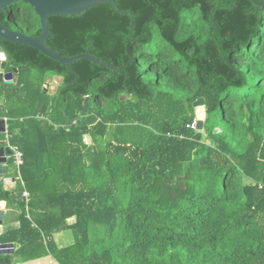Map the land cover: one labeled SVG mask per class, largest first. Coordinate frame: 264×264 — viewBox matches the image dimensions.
<instances>
[{"label":"trees","instance_id":"1","mask_svg":"<svg viewBox=\"0 0 264 264\" xmlns=\"http://www.w3.org/2000/svg\"><path fill=\"white\" fill-rule=\"evenodd\" d=\"M114 1L49 16L45 41L114 69L0 37L18 69L0 118L23 156L19 173L5 164L15 186L0 180V245L14 244L0 264H264V0ZM0 20L41 31L22 1Z\"/></svg>","mask_w":264,"mask_h":264},{"label":"water","instance_id":"2","mask_svg":"<svg viewBox=\"0 0 264 264\" xmlns=\"http://www.w3.org/2000/svg\"><path fill=\"white\" fill-rule=\"evenodd\" d=\"M22 1L32 6L40 17L41 31L39 35H27L19 31L13 30L5 25L0 20V37L20 45L30 46L38 49L49 58L59 61L64 64H71L72 62L85 58L91 60L95 64L107 66L114 69L115 66L98 60L95 56L89 53H83L75 56H63L61 51H56L52 47L45 44L46 39L50 36L49 16L51 15H76L95 5L103 2L112 3L118 7L114 0H0V9H5L9 4ZM264 5V2L259 3ZM8 64V56L0 47V82L11 84L14 82V72L18 69L13 67L12 70L6 71ZM195 108V118L197 119V129L201 130L205 118V99L200 97L193 102ZM6 131V122L4 118H0V180L5 183L15 182L14 177H4L5 164L7 159L13 156V150L4 141V134ZM2 136V138H1ZM6 209L5 201L0 203V225L3 224L4 213ZM1 253H12L14 251L13 243H3L0 245Z\"/></svg>","mask_w":264,"mask_h":264},{"label":"crops","instance_id":"3","mask_svg":"<svg viewBox=\"0 0 264 264\" xmlns=\"http://www.w3.org/2000/svg\"><path fill=\"white\" fill-rule=\"evenodd\" d=\"M5 186H6L7 189H11V188H13L15 186V182L5 183ZM5 216H6V210H5V213H4V217ZM13 219L14 218L11 217L8 220L11 221ZM69 220H72V221L70 222ZM67 221H68V223H73L75 221V217H70V218L67 219ZM2 228H3V225H0V232H1ZM66 232H68V231H63V232H60V233H58V234L55 235V236L59 237V239H61L60 241L58 239H56L57 240V243L60 246H66V245H69L71 243V242L68 243V242L65 241L66 239H68L65 236ZM31 261L32 262L27 263V264H57L50 256H45V257L38 258V259H34V260H31ZM19 264H21V263H19Z\"/></svg>","mask_w":264,"mask_h":264},{"label":"rangeland","instance_id":"4","mask_svg":"<svg viewBox=\"0 0 264 264\" xmlns=\"http://www.w3.org/2000/svg\"><path fill=\"white\" fill-rule=\"evenodd\" d=\"M60 82H61V78L60 77H58V76H47L46 77V81H45V84H44V89L45 90H47L48 92H50V93H55L56 92V90H57V87L59 86V84H60ZM54 90V91H53ZM124 97H122V99H123ZM85 140L87 141V142H89L90 141V139H89V137L88 136H85ZM15 214V213H14ZM7 218H9V214H8V216H7ZM7 218H6V220H7ZM70 222L72 221V220H69ZM65 236H66V238H68V239H64L66 242H72L73 241V236H72V233H71V231H68V232H66V234H65ZM64 236V237H65ZM56 239H58L59 241L61 240V239H59V237H57L56 236ZM63 240V241H64ZM62 242V241H61ZM30 262H32V261H26V262H22L21 264H27V263H30Z\"/></svg>","mask_w":264,"mask_h":264},{"label":"built area","instance_id":"5","mask_svg":"<svg viewBox=\"0 0 264 264\" xmlns=\"http://www.w3.org/2000/svg\"><path fill=\"white\" fill-rule=\"evenodd\" d=\"M5 119V122L7 120L6 117H3ZM190 128L192 129H195L197 128V119L195 118V120L189 125ZM4 141L6 142L7 145H9L11 147V149L13 150V156H12V159H13V164L15 165V167L17 168V171L19 173V168L20 166L22 165L23 163V156H22V152L21 150L15 146V145H11L9 142H8V136H7V131H5V134H4ZM23 196L25 197L26 201L28 200V193L25 191L23 193ZM0 250H1V247H0Z\"/></svg>","mask_w":264,"mask_h":264},{"label":"bare ground","instance_id":"6","mask_svg":"<svg viewBox=\"0 0 264 264\" xmlns=\"http://www.w3.org/2000/svg\"><path fill=\"white\" fill-rule=\"evenodd\" d=\"M54 91V90H53ZM1 138H2V136H1Z\"/></svg>","mask_w":264,"mask_h":264}]
</instances>
